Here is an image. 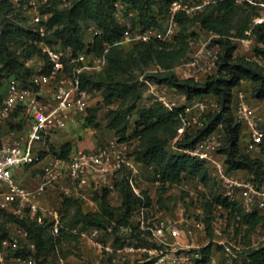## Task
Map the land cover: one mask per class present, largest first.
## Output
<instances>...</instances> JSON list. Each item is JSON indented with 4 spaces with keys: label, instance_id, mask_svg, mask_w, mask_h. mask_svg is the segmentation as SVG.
Here are the masks:
<instances>
[{
    "label": "built area",
    "instance_id": "obj_1",
    "mask_svg": "<svg viewBox=\"0 0 264 264\" xmlns=\"http://www.w3.org/2000/svg\"><path fill=\"white\" fill-rule=\"evenodd\" d=\"M9 1L21 11L29 26L38 33L39 39L35 44L45 54L46 62L39 59L38 64L31 68L28 83L10 78L0 101V122L8 120L17 109L22 111L19 116L24 121L19 134L0 144V211L18 217L35 218L38 223H43L44 216L39 214V199L47 189L55 188L62 198L73 197L82 185H88L94 190L109 188L111 201L112 198L118 197L113 190V177L118 172L124 173L136 195L141 196L144 190L152 198L151 190L160 186V176L153 166H144L134 158L135 139L122 140L112 137L94 149H77L66 158L52 155L41 158L39 153L48 150L49 138L56 131L64 129L72 118L86 115L92 92L87 87H81V76L102 71L107 64V53L112 45L125 47L147 41L172 42L178 31L176 14H195L213 0H171L164 17L157 20L159 25L147 28L130 21L129 17L136 14L127 10L125 4L116 2L115 16L123 27L120 38L112 43L102 42L100 51L95 53L90 48L93 38L100 35L101 30L89 23L83 29L89 36L86 46L75 54L49 35L46 27L49 13L40 12V3L44 4L47 0ZM234 2L256 8L257 14L253 23L264 21V1ZM120 11H126L128 16L124 17ZM246 33L249 34V31ZM212 37L213 35L199 46L189 63L194 71L207 74L215 71L217 45L210 44ZM34 58L36 57L25 60L24 64L31 67L30 62ZM46 64L48 72L44 71ZM141 81L144 88L154 94L157 101L166 108L176 107L174 102L166 97L165 86L153 83L143 76ZM206 100V97L194 98L182 106L177 134L170 142L172 148L202 161L217 182L222 197L238 203L245 212L264 210V182L257 186L253 178L227 170L223 156L217 152L223 143L218 140L217 129L201 138L191 149L175 147V141L186 129L202 125V116L208 110ZM215 108L216 104L212 110ZM233 112L235 119L244 128V152L259 157L264 155L262 117L258 115L255 107L249 104L241 90L233 92ZM37 145H41V148ZM37 162L41 163L40 181L33 187L19 183L15 172ZM143 170L151 172L150 179L141 178ZM62 178L69 182L60 183ZM141 183L145 186H141ZM176 187L185 192L188 198L193 199L194 203L208 197L205 196L202 183L194 177L183 179ZM199 190L203 191L200 196L197 194ZM152 206L140 205L135 209L130 219L131 224L120 227L118 240L116 235L102 228H71L70 232L87 239L93 249V255L83 258L81 264H199L204 257L201 249L205 246H198L196 239L206 233V226L201 218H187L182 213L174 217H161L155 215ZM57 212L50 213V220L46 222L48 231L53 236H57L63 228ZM225 225V218L212 220L213 236L220 237ZM12 227L0 232V236L4 234L3 238L0 237V264H43V257L35 255V245L28 241L26 230L15 223ZM12 229L16 235L12 234ZM133 230L143 236L145 234L144 239L128 236L127 233ZM106 234H110L114 239L106 240ZM214 237L212 241L222 245L226 255L242 260L245 264L250 263L246 256L234 254V245ZM54 254L56 259L47 264H72L58 256V249H55ZM207 264H214L210 250Z\"/></svg>",
    "mask_w": 264,
    "mask_h": 264
},
{
    "label": "trees",
    "instance_id": "obj_2",
    "mask_svg": "<svg viewBox=\"0 0 264 264\" xmlns=\"http://www.w3.org/2000/svg\"><path fill=\"white\" fill-rule=\"evenodd\" d=\"M170 1L47 0L40 6V12L49 13L46 22L49 35L72 54L86 46V40L83 38L84 25L93 23L101 30V34L93 38L90 48L97 53L102 42L112 43L120 38L123 32V27L115 16L116 2L125 4L127 10L136 14L133 17L134 23L147 28L159 25L157 20L164 17ZM208 4L212 7L209 13L204 10ZM208 4L192 15L183 12L176 14L178 31L172 42H138L132 44L128 50L112 45L103 70L91 75H82L80 80L81 87H87L91 92L99 91L102 97L97 107L87 109L83 124L98 127L99 122L95 120L94 112L101 106H106L104 126L112 130L114 137L118 139H135L134 158L144 166L155 168L160 176L159 188L162 191L176 186L183 179L193 177L206 186L213 177L202 161L173 149L170 144L180 125L179 114L182 107L168 109L157 100L147 107H137L144 86L139 74H143V78L153 83L177 90L187 100L212 95L216 108L203 114L201 126L193 131L186 129L175 141V147L191 149L201 138L220 127L223 143L217 152L223 156L227 170L245 171L257 186L264 182L263 161L259 156L245 153L241 148L240 139L244 128L235 119L233 112V92L242 81L249 82L253 98L264 100V65L255 59L234 54L237 48L236 40L252 37L256 42L252 53L264 63V21L253 23L257 14L256 8L236 4L234 0H213ZM18 21L26 22L21 11L9 0H0V79L12 77L28 83L31 68L24 64L25 60L37 57L46 62V56L35 44L39 39L38 33L31 27L25 28ZM194 25L211 33L213 37L210 44L217 45L216 69L200 81L193 77L179 78L173 72L175 66L187 61L186 53L191 39L197 37V34L190 30ZM151 64L156 68L147 71ZM44 71L48 72L47 64ZM116 101L117 104L113 106ZM133 112H136V120L132 130H129V120ZM17 114L18 112H14L11 116ZM23 122L22 118L19 119L14 127L18 129ZM1 134L0 129V144ZM71 148L70 141L62 142L58 149L50 144L48 151H41L39 156L47 152L52 156L66 158ZM113 190L118 195V204L110 201L109 188L95 190L94 198L98 207L94 211H84L78 198L64 197L58 209L63 228L57 236L49 233L44 222L38 223L35 218L26 216L5 214L2 226L15 223L25 229L28 241L35 245V255L43 257V264H47V256L54 253L62 241H77L78 236L70 232L71 228H102L116 235L118 240L120 227L131 224L133 211L140 205L149 206L152 202V198L144 190L141 196L136 195L122 172L113 177ZM200 202L206 213L201 220L209 234L213 210L217 206L222 208L225 220L231 221L236 229L243 227L245 230H253L260 227L264 230V213L245 212L238 203L230 202L220 194H211L210 198L203 197ZM0 237L3 238L4 234ZM130 237L138 235L130 234ZM209 249V244L201 249L204 257L199 264H207ZM245 256L250 260V264H264V245L256 249L249 247Z\"/></svg>",
    "mask_w": 264,
    "mask_h": 264
},
{
    "label": "rangeland",
    "instance_id": "obj_3",
    "mask_svg": "<svg viewBox=\"0 0 264 264\" xmlns=\"http://www.w3.org/2000/svg\"><path fill=\"white\" fill-rule=\"evenodd\" d=\"M264 1V0H262ZM43 3H40V6H42ZM204 10L206 12H210L212 10L211 4H208L205 6ZM122 12V15L124 17L128 16L126 11H120ZM130 21H132L134 23V18L132 16L129 17ZM20 24H22L25 28H29V24L28 22H21L18 21ZM87 26V24L84 25V28ZM191 31L195 32L197 34V37H194L191 39V42L189 44V47L187 49V53H186V57H187V61L183 62L181 64H178L177 66H175L173 68V72L179 77V78H185L184 74L185 72L189 71L191 66L189 63L192 61L195 52L198 50L199 46L206 42L208 40V36L210 35L209 32H206L204 30H200L198 25H194L190 28ZM88 34L84 33L83 31V38L84 40L88 39ZM256 42L254 40L252 41H247L245 39L243 40H238L237 41V48L234 52L235 55L237 56H244L250 59H255L257 60L260 64L264 65V63L257 57H255L252 53V47ZM130 48L129 45L125 46V49L128 50ZM39 58H34L31 62H30V68H34L38 63ZM202 60V59H201ZM156 67L155 65L151 64L148 68L147 71H151L154 70ZM146 71V72H147ZM136 74H138V71L135 72ZM207 74V73H205ZM143 74H139V78L142 77ZM209 75V74H207ZM12 78V77H11ZM10 77H7L5 79L2 80V78L0 79V93L4 94L7 82L9 81ZM167 89V90H166ZM237 90H241L245 93L246 95V99L249 102V104H251L252 106L255 107V109L258 111V106L261 107L262 110H264V100H258L256 98H253V96L251 95V88L249 85L248 81H243V83H241L239 86H237L234 89V93ZM171 92V94H170ZM165 93H169L171 95V97H173V94L178 93L177 90H172L169 87H165ZM92 95L93 97H95L96 101L94 102V105L91 108H95L97 107V105L101 102V93L99 91H92ZM207 98V100L205 101L207 104V112L212 110L214 108L215 105V98L212 95H206L204 96ZM204 97H200V99L204 98ZM199 99V98H197ZM156 97L154 96V94L148 92L144 86H143V91H142V96L141 99L138 101L137 103V107L138 108H143V107H147L148 105H150L153 101H156ZM174 102V101H172ZM187 102H189V100H187ZM186 102V103H187ZM117 104V101L113 103V106ZM176 107H182L183 105L179 104L178 102H174ZM259 108V111L261 110ZM88 111V110H87ZM17 112L20 114L22 111L20 109H17ZM107 112V107L106 106H101L96 112H94V118L95 120H97L101 126L100 130L102 131L101 133H93L95 138H99L98 143H105L107 140L111 139V135L109 133V135L107 136L105 130L106 127L104 126V117L105 114ZM87 114V112H86ZM13 116H11L8 121L5 120V125H4V129H2V132H6V129L10 130L12 127V129H14L15 124L11 123ZM85 116H82L80 118H78L77 122H75L76 124H72L71 121H69L66 125V127L64 128V130L60 131L58 133V135L56 137L52 138V142L50 143L53 147L59 146L62 142L65 141H70L73 145H76V143L80 140L83 139V134L84 131H89L90 130V126H85L83 124V119ZM93 118V117H92ZM136 120V112H133V114H131L130 116V120H129V130H132L133 125H134V121ZM263 121V126H264V119H262ZM14 124V125H13ZM78 129H75V128ZM16 131L18 130L15 127ZM190 131H193L194 128L189 129ZM217 134L219 135L218 140H222L223 141V132L221 130L220 127L217 128ZM107 137V138H106ZM101 138V139H100ZM243 138L241 137L240 141V146L243 149ZM244 150V149H243ZM47 155H51L50 153H42L41 154V158ZM261 160L263 161L264 164V155H260ZM37 165L41 164L40 162L36 163ZM33 164V165H36ZM28 167L30 166H26L25 169H28ZM36 175H40V171L39 168L35 169V171H33V173L31 174V177H36ZM141 178L142 179H150L151 178V172L150 171H144L141 173ZM191 183V182H189ZM194 185V184H193ZM141 186H145L143 183H141ZM194 187V186H193ZM204 191H205V196L208 195L210 198L211 194H220V188L218 187L217 182L214 179H211L208 184L206 186H204ZM198 195L200 196V194H202L203 191L199 190L197 191ZM151 194H152V202L151 204L153 205L152 208L154 210L155 215L161 216V217H174L179 215L180 213L184 214L187 218H204L206 216L205 210H203L201 208V202L200 201H196L194 203L193 199L188 198L187 195L185 194V192H183L182 190H180L178 187L176 186H171L169 188L166 189V191H162V189H160L159 187L156 189H152L151 190ZM57 197H62L60 196L59 192L57 193ZM112 203H119V199L118 198H112L111 199ZM42 212V210H41ZM39 211V214L42 215ZM222 208H220L219 206L215 207V209L213 210V220H219V219H223V213H222ZM58 213V212H57ZM5 213H2L0 211V232L4 231L5 229H11L13 228V223H6L2 226L3 224V217H4ZM57 216L60 218V214L58 213ZM42 219L44 220L45 225H47L46 222H49L50 218L48 217H42ZM12 234L16 235V232L12 229ZM130 234H135L138 235V237L136 238H143L144 236L142 235V233L133 230V233L129 232L127 233L128 236H130ZM13 235V236H14ZM125 236V237H128ZM213 233L211 232L209 233H204V235H200V237L198 236L196 239V242L198 244V246H206V245H210V256L211 258L214 260V264H245V262H243L242 260L240 261L239 259L233 258V256L231 255H226L225 252L223 251V246L220 245L219 243L213 242ZM216 240H225L229 243H231L232 245L236 246H246L243 249H236L235 247H233V252L234 254H242V255H246L247 251L249 250V247L251 248H258L264 245V230L260 227H257L253 230H245L243 227L236 229V227L232 224L231 221H226V225L224 226V228L222 229V234L220 237H214ZM75 251H78L77 248V242H70L66 245H58V256H60L61 258L65 259L68 256H79L77 255V253H75ZM209 253V251H208ZM56 259V255L54 253H51L47 256L46 259V263H50L51 261H54ZM126 261L128 259H125ZM250 264V263H249Z\"/></svg>",
    "mask_w": 264,
    "mask_h": 264
},
{
    "label": "crops",
    "instance_id": "obj_4",
    "mask_svg": "<svg viewBox=\"0 0 264 264\" xmlns=\"http://www.w3.org/2000/svg\"><path fill=\"white\" fill-rule=\"evenodd\" d=\"M211 36H212V34L210 33V35L208 36V40L210 39ZM245 40L252 41L254 39L252 37H250V38L245 39ZM237 41L238 40H236V42ZM184 75H185L184 77H193L194 79H196L198 81L203 80L207 76V74H205L203 72H199V71H194V69H191V68H190L189 71L185 72ZM241 83H243V81ZM171 89L174 90L173 88H171ZM170 94H171V92H170ZM170 94L166 93V97L169 100H171V101L178 102L181 105H183L184 103L187 102V99L185 98V96L182 93H180V92H178L176 94H173L174 95L173 97H171ZM95 101H96V99L92 95V97H91V99L89 101L88 108H91L94 105ZM258 107L261 109L260 106H258ZM259 108H258L257 113H258V115L260 117H262V119H264V114H263L264 110L261 109L259 111ZM12 118L13 119L9 120V121H11V123H14L15 125L19 122V119H21V117L19 116V113L17 115L13 116ZM78 118H80V116H75L74 119L72 118L71 119V123L73 125L76 124L75 122H77ZM23 124H24V122L22 123V125ZM4 125H5V121L0 122V129H1V133H2L1 134V142L9 140L12 136L19 134L21 129H23V127H19L18 130L16 131V129L14 127V129H12V128L10 130L6 129V132H2V129H4L3 128ZM100 128H101V126L99 124L98 127H91L89 131L88 130L84 131L83 139L78 141L76 143V145L72 146L71 151H70L69 154H71L72 152H74L77 149L90 150V149L96 148L100 144H103V143H98L99 138H95L94 135H93V133H96V132L101 133L102 131L100 130ZM75 129H78V128L76 127ZM62 130H64V129H62ZM62 130L56 131L55 134H53L49 138L50 139L49 145L52 142V138L56 137L58 135V133L60 131H62ZM105 132H106L107 136L110 133L111 137H114L112 130L106 128ZM240 142H242V141H240ZM243 143H244V141H243ZM37 146L39 148H41V145H37ZM58 147L59 146H56L55 148L58 149ZM44 151H46V150H44ZM26 166H30V167H28V169H25ZM26 166H24L23 168L17 170L15 172V177L18 180V182L21 183L22 185H24L26 187H33L40 181L41 173H42L41 170H40L41 164H39V165H37V164L36 165H26ZM37 168H39L40 175H36V177H31V174ZM233 173H240L241 175L247 176L246 172L243 171V170L233 171ZM59 182L60 183H68L69 181L64 179V178H62V179L59 180ZM77 192L78 193L74 194L73 197L74 198H78L79 200H81V206H82V209L84 211L97 210L98 203H97V200L94 198L95 190L93 188H91L88 185H82L81 187L78 188ZM57 193H58V191L55 188L54 189H47L45 191V193L40 197L39 205H40V208L42 210L41 213H42V215L44 217H49L50 213H52L54 211L56 212L60 208V205H61V202H62L63 198L62 197H57ZM115 204H118V203H115ZM258 212L259 213H264V210H258ZM104 237L108 241H112L114 239L113 236H111L110 234H106ZM76 242H77L78 251H75V253H77V255H79V256H77V257L76 256H68L65 259L67 261H69L70 263H72V264H81L83 258H87V257L93 255V249L89 245L87 239H85V238L77 237V241ZM68 243L69 242H67V241H62L61 245L63 246V245H66Z\"/></svg>",
    "mask_w": 264,
    "mask_h": 264
}]
</instances>
